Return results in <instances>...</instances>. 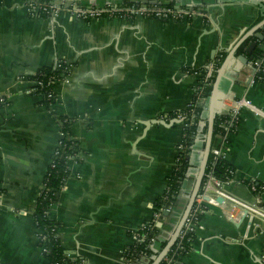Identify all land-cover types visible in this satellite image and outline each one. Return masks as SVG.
Masks as SVG:
<instances>
[{
  "label": "crops",
  "instance_id": "crops-1",
  "mask_svg": "<svg viewBox=\"0 0 264 264\" xmlns=\"http://www.w3.org/2000/svg\"><path fill=\"white\" fill-rule=\"evenodd\" d=\"M175 1L204 4V10L184 20L142 15L87 20L31 16L22 0H0V99H5L0 102V264L47 263L33 208L61 138L60 115L72 119L70 133L84 155L71 160L50 210L60 224L63 264H149L146 254L134 259L127 252L166 189L185 120L150 126L144 121L178 117L195 97L203 71L211 63L218 69L229 49L264 19V0ZM257 31L263 33L264 27ZM245 40L262 45L255 33ZM238 49L237 54L249 57V51ZM59 59L71 70L47 107L34 91L33 75ZM228 72L237 79L222 76L221 87L232 89L226 99L246 96L264 111V81L247 82L253 68L244 64L240 72ZM204 139L199 131L174 208L158 222L155 248L179 220ZM217 141L218 135L213 144ZM227 159L235 166L227 191L248 203L259 197L264 205V189L249 185L250 180L264 184L263 112L242 110ZM240 216L231 217L218 197L208 201L204 228L181 264H264V221L247 210Z\"/></svg>",
  "mask_w": 264,
  "mask_h": 264
},
{
  "label": "built area",
  "instance_id": "built-area-1",
  "mask_svg": "<svg viewBox=\"0 0 264 264\" xmlns=\"http://www.w3.org/2000/svg\"><path fill=\"white\" fill-rule=\"evenodd\" d=\"M137 1V0H136ZM23 5L27 8L28 13L31 16H47L51 18H57L60 14L68 18H78V19H94L102 16H116L115 15V8H110L115 3H107L101 6L97 5H81L76 0H68V1H61V0H22ZM120 9V15L124 17H132L135 15H142L146 17H157L160 19H171V20H184L188 19L193 15L195 10H183L180 8V5L176 4L174 7H161L157 4H148L147 2H134L131 7H122ZM65 62L64 67V74L61 76H50L48 79V84H50V91L49 96L55 97L56 99V85L62 81H67L69 78V72L71 70V65ZM262 63V59L257 61L256 64L260 66ZM214 69V63H211L203 72L204 76L203 79L198 83V86L195 90V97L193 100L187 105V107L193 104V101L198 100L203 90V86L208 78L210 71ZM257 68H255L256 71ZM252 80H255V73L253 74ZM41 81L35 79V86L34 91L38 92V84ZM5 100V99H2ZM244 108H250L255 111H261L260 108L251 101V99L247 98L246 96H233L229 99H224V107L222 111L230 115L229 118L225 119L224 125L228 128L227 132L222 134H218V141L212 145L211 151L215 154L222 156L223 158H227V150L229 147V140L231 130L230 127L233 126L236 128L238 122L240 121L242 110ZM194 111V107L191 108ZM178 117H184L185 124H189V118L186 119L183 116V113H179ZM67 121L72 120L71 118H66ZM183 120V121H184ZM183 128V133L180 141L177 144V155L175 159V163L180 161L181 159V152H185L187 150L188 144L186 141V137L188 136L187 132ZM68 137L72 139V147L74 149L72 154L67 155L68 164L67 168L70 171V162L73 159L78 157H84L83 153L80 152L79 146L76 140L71 136L68 135L61 129V138L59 140L58 146L55 149L54 154L60 155L62 149L66 146V143L62 141V138ZM54 162V157L51 160V164ZM174 163V164H175ZM228 172L230 173L231 177L233 178L235 174V167L228 166ZM173 173V171H172ZM69 174V173H68ZM172 175V174H171ZM170 178V177H169ZM169 178L167 179L166 189L161 196H165L168 199V195L172 190V184L170 183ZM67 176L65 177V181ZM65 181L62 184V188L65 185ZM227 183V182H226ZM225 182L221 181L217 178L213 172H210L206 178H204V182L202 183L203 188L200 189L199 194L196 196L193 206L190 209V212L185 220V223L182 229L177 236L176 241L165 255L163 260L160 264H181L182 257L191 249L192 242L195 240L198 232L204 228V223L202 221V216L204 212L207 210L208 201L210 200H217V197L222 196L223 201L221 203L224 204V208L228 210L231 217H239L243 215L245 210L249 211L254 217L258 218L259 221H264V205L260 202L261 199H257V201L253 203H248L247 201L235 196L231 192L227 191ZM249 185L255 191H262L264 189V184L257 183L255 180H250ZM174 202L171 201L167 205L158 206L156 205L154 213L150 220L145 222L142 227L138 230L136 235V240L134 244L136 245L137 242H142L148 236V233L145 231V228L152 227L155 224H158L161 219L169 214L174 208ZM232 207L237 209V212L232 210ZM239 209V210H238ZM168 211V213L166 212ZM236 214V215H235ZM241 217V216H240ZM239 217V218H240ZM42 230L38 229V236L39 241L45 239V236H41L40 234ZM151 240H155V237H152ZM188 243V244H187ZM41 246L42 251L47 250L45 246ZM142 256L144 253L141 252Z\"/></svg>",
  "mask_w": 264,
  "mask_h": 264
},
{
  "label": "trees",
  "instance_id": "trees-1",
  "mask_svg": "<svg viewBox=\"0 0 264 264\" xmlns=\"http://www.w3.org/2000/svg\"><path fill=\"white\" fill-rule=\"evenodd\" d=\"M134 2H147L148 4H157L161 7H174L176 5L175 0H124L122 4H115L112 5L110 8H115V15L118 16L120 15L119 8L131 7ZM180 8L183 10L189 9L202 12L204 10V4L197 5L195 7H191L187 4H181ZM261 42L262 44H264V36L263 38H261ZM247 46L248 40H245L239 46L238 51H246ZM248 53L249 59L253 61L255 68H257L255 71V81H264V48L260 44H256V46H254L253 49ZM261 59L262 63L260 66H258L256 62ZM64 67V60L59 59L54 65L43 66L39 68V70L33 75V79L41 81V83L38 84V92L42 96L41 103L47 107H50L56 101L55 97H50L48 95L51 87L50 84H48V79L50 76L63 75L65 71ZM216 76L217 69L215 67L210 71V74L206 79L200 98L198 100L193 101V104L190 105V107L188 106L186 107V109L181 111V113H183V116H185L186 119L189 118L190 121L189 124L186 125L184 128V130L188 134V136L186 137L188 147L185 152H181L182 157L180 161L176 162L173 166V173L172 175H170L169 178L170 183L172 184V190L168 195V199H166L165 196H160L157 199L156 203V205L158 206L167 205L171 201L176 203L178 199V195L182 190L183 179L186 176L188 168L190 166V159L188 158V153L191 149V146L199 131H201L204 135L207 132L208 121L207 117H204L206 106L202 104V100L210 96L213 88V82L215 81ZM0 102L5 103V100L0 99ZM192 107H194V111L191 110ZM229 117L230 115L224 113L223 111L217 112L214 122V138L221 132L222 134L227 132L228 128L226 127V125H224V121ZM66 118L70 119V117L66 115L57 116V119L61 125V129L68 135H71L70 128L72 125V121H67ZM229 130L234 131L235 128L231 126ZM62 141L66 143V146L62 149L60 155H53L54 162L49 166L48 172L44 180L42 192L40 193L37 202L33 208L36 226L38 229L42 230V234L40 235L45 236V239L40 240V245L45 246L47 248V250L42 251L44 258L47 261V263L45 264H63L66 258L65 248L62 245L60 239V232L58 227L60 224L56 219H54L50 215L51 207L58 200L60 192L62 190V184L65 181V177L69 173V169L67 168V155L72 154L74 151L73 147L71 146V138L64 137L62 138ZM228 166L234 165L231 164L227 158H223L222 156H219L213 151H211L209 154L204 178H206V176L210 172H213L217 178L226 183L232 179L230 173L227 170ZM202 188L203 186H201V190ZM160 230L161 228L160 226H158V224H155L152 227L145 228V231L148 233L146 239L142 242H137L136 245L133 244L131 246L130 252L128 251L127 253L134 259H137V257L140 256L141 252H143L148 257H151L153 259L165 246L174 231L173 230L167 238L161 239L160 245L155 248L152 246V243H154L156 239H160ZM152 237H155V240H151Z\"/></svg>",
  "mask_w": 264,
  "mask_h": 264
},
{
  "label": "water",
  "instance_id": "water-1",
  "mask_svg": "<svg viewBox=\"0 0 264 264\" xmlns=\"http://www.w3.org/2000/svg\"><path fill=\"white\" fill-rule=\"evenodd\" d=\"M264 27V19L261 20L259 23L248 29L241 39L238 41L237 44L233 45L229 49V53L227 54L225 60L221 63L220 67L217 69V76L215 81L213 82V88L211 91V94L208 98V101L204 102L203 104L207 106V121H208V128L207 132L205 134L204 139V148L203 153L201 157V162L199 164V168L191 189L190 194L187 196L186 204L181 211L179 220L176 224V227L165 244V246L159 251V253L152 259L151 257L147 258V261L149 264H160V262L163 260L165 255L168 253L172 245L177 239V236L179 235L180 230L182 229L185 220L190 212L191 207L193 206V203L195 201L196 196L199 194V191L202 186V182L205 176L206 172V166L209 158V154L211 152V148L213 145V138H214V122H215V116L217 112L222 111L224 107V99L227 97L228 93L231 92V88H222L221 87V78L222 76L226 75L231 80L237 79L236 75H232L228 72V69L232 68L233 72H240L241 68L244 66V64H249L253 68V73H255V66L252 60L249 59L246 55L243 54H237V49L240 46V44L245 40L250 34L255 33L260 38H263L264 34L260 31H257L260 27ZM256 45L255 41H251L249 45L247 46V51H251L253 47ZM264 48V44L261 45ZM251 62H250V61ZM253 75H251L247 82H251ZM184 120V117H172L171 119L166 120L162 117H156L152 118L150 120L144 121L147 126H150L152 123H163L166 125H172L175 122H181ZM218 200L223 201V197L219 196ZM168 213V211H166Z\"/></svg>",
  "mask_w": 264,
  "mask_h": 264
}]
</instances>
